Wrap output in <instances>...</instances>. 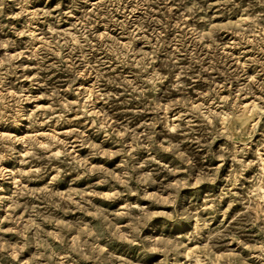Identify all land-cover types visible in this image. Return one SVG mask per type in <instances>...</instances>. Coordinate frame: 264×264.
I'll return each mask as SVG.
<instances>
[{
  "label": "rangeland",
  "instance_id": "obj_1",
  "mask_svg": "<svg viewBox=\"0 0 264 264\" xmlns=\"http://www.w3.org/2000/svg\"><path fill=\"white\" fill-rule=\"evenodd\" d=\"M0 264H264V0H0Z\"/></svg>",
  "mask_w": 264,
  "mask_h": 264
}]
</instances>
